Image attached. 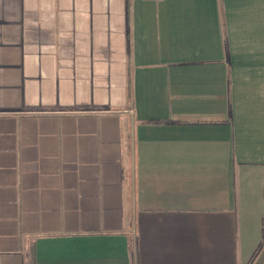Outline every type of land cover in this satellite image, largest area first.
Masks as SVG:
<instances>
[{"label": "crops", "instance_id": "obj_1", "mask_svg": "<svg viewBox=\"0 0 264 264\" xmlns=\"http://www.w3.org/2000/svg\"><path fill=\"white\" fill-rule=\"evenodd\" d=\"M0 264H264V0H0Z\"/></svg>", "mask_w": 264, "mask_h": 264}]
</instances>
